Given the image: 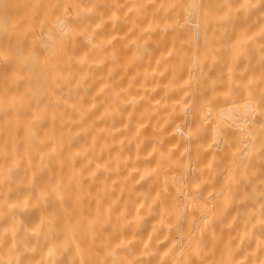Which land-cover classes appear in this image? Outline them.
Segmentation results:
<instances>
[{
  "label": "bare ground",
  "instance_id": "1",
  "mask_svg": "<svg viewBox=\"0 0 264 264\" xmlns=\"http://www.w3.org/2000/svg\"><path fill=\"white\" fill-rule=\"evenodd\" d=\"M0 264H264V0H0Z\"/></svg>",
  "mask_w": 264,
  "mask_h": 264
}]
</instances>
